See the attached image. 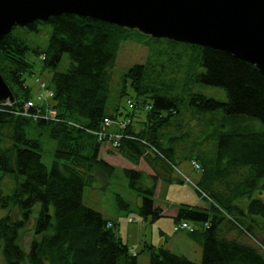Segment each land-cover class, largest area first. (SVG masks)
Masks as SVG:
<instances>
[{"label": "trees", "instance_id": "trees-1", "mask_svg": "<svg viewBox=\"0 0 264 264\" xmlns=\"http://www.w3.org/2000/svg\"><path fill=\"white\" fill-rule=\"evenodd\" d=\"M42 27L49 29L45 45L30 42L28 37ZM128 39L150 47L162 45L160 54L184 59L187 73L168 80L151 65H133L118 88V97L133 98L132 111L122 114L108 102L105 71L112 66L119 43ZM29 55L40 58V69L51 73L50 85L41 81L40 103L33 101L24 83L23 76L32 75ZM64 55L68 64L61 71ZM0 74L14 96L11 105L0 103V209L7 210L0 217L4 264H137V253L116 234L117 224L82 201L84 187L95 181L92 170L106 177L113 173L114 167L98 157L103 141L112 138L99 139L98 133L103 127L113 129L104 125L105 119L111 122L121 115L126 125L112 130L120 135L113 140L114 149L131 163L143 159L151 168L150 175L132 169L122 172L129 186L142 193L140 214L152 219L162 214L153 200L157 181H172L177 154L189 135L186 119L216 126L210 134L211 153L194 147L182 155L197 165L193 170L200 176L193 190L207 206L181 203L173 216L176 224H197L188 235L200 248V260L145 243L148 264H264V201L254 196L264 191V75L253 65L222 50L61 14L14 27L3 36ZM200 86L221 88L226 100L194 89ZM27 102L33 120L22 112ZM138 108L145 112L144 127L135 132L132 116ZM42 134L54 142L50 168L41 160ZM3 177L13 183L9 194L2 191ZM147 177L153 181L143 186ZM116 200L120 207L127 206L120 195ZM37 205L34 236L25 251L18 238Z\"/></svg>", "mask_w": 264, "mask_h": 264}, {"label": "rangeland", "instance_id": "rangeland-1", "mask_svg": "<svg viewBox=\"0 0 264 264\" xmlns=\"http://www.w3.org/2000/svg\"><path fill=\"white\" fill-rule=\"evenodd\" d=\"M48 30L49 29L42 27L40 33L28 37L29 41L41 46L45 45ZM161 48L162 45L150 47L144 43L138 44L132 39L124 40L119 43L112 66L105 71V77L108 79V88L110 89L109 99L111 96L113 97L111 100L108 99V102L110 101L111 103L112 101V105H115L114 108L120 109L122 114L132 111L131 105H133V98L128 95L122 98L118 97V88H121L122 79L133 65H151L154 70H162L159 73L166 76L168 80H173L174 78H178V76L183 77L184 74L187 73L184 59L177 60V58H168V55L160 54L159 50H161ZM29 60L33 61V67L31 68L32 75L25 74L23 76L24 83L31 89L33 101L40 103L41 100H37V96L42 88L41 81L50 85L51 73L48 70L42 71L40 69V58L29 55ZM67 61V56L64 55L58 69L61 71L65 70L68 64ZM194 89L206 96L214 97L217 100H226L225 93L221 88L200 86ZM128 99L130 100L128 101ZM25 106L22 107L23 114L33 120V115L27 113L28 108ZM144 114V109L140 108H138V110L135 109L133 112L132 126L135 132L143 130L144 125L142 124L144 121ZM122 116L123 115L119 116L117 120H113L114 122L111 121L108 127H113L112 130L114 133L116 128H124L126 125L125 122H122L124 120ZM204 117L208 118L209 114ZM192 118L197 117L195 116ZM186 120L189 124V135L181 144L182 151L179 155L177 154V157H179L177 158L178 165L172 170V181L161 183L158 180L156 184L153 200L154 204L163 211L160 217L152 219V216L148 215L144 218L140 214L139 207L142 202V193L138 189H133L129 186L128 179L122 172L123 169H132L141 170L145 174L150 175L152 174L151 168L143 159H140L135 165L124 158L114 149L115 145L113 144V139L110 141L107 139L103 141L98 155V157L114 167L113 173L106 177L103 173L92 170L90 175H94L95 181L92 184H87L83 189V204L99 212L105 219L117 224L115 229L116 234L129 246L131 252L137 253V264H148V254L144 250L145 243H150L154 246H163L171 252L184 255L194 262L200 260L201 252L200 249L198 251L197 244L192 243V241H190V244L188 243L190 239L188 233L193 229L192 226H196L197 224L187 221V223L191 225L189 226L191 230L183 227L175 230L174 227L176 223L173 221L171 214L181 203L193 206L200 203V207L203 208L207 206V202L197 197L195 191L192 189V187L194 188L193 181L198 179L200 172L194 171V166L191 165L188 159H183L182 155H187L194 147H200L204 152L211 153L214 141L210 134L216 126L214 124L205 126L201 122H197L193 119L187 118ZM32 125L34 124L32 123ZM255 127H260V124L257 123ZM112 130L102 128L100 133H98L99 139L105 138L108 135L109 139L112 138ZM34 131L35 130L31 133V136H35L36 131ZM39 140L42 147L41 160L47 168H50L54 159V142L49 139L46 134H42ZM194 142H199L200 144L195 145ZM90 175L87 174L89 177ZM179 178L183 181L182 187L178 183ZM152 181L151 178L147 177L141 184L143 186H150ZM12 187L13 183L11 179L9 177H3V193L9 194ZM184 188L186 189L183 191ZM117 195L121 196L122 200L127 203V206L120 207L118 205V201L116 200ZM254 196L264 201V191L255 193ZM37 209L38 205L34 207L31 219L26 226L27 229L25 228L18 238L19 245L24 248L25 251H28L29 242L34 236L33 224L37 215ZM6 213V209H0V217ZM128 219H131V221L128 222ZM30 223H32V226ZM223 227L226 228V225ZM36 238H39V236ZM247 241L250 242V240ZM0 264H4L1 249Z\"/></svg>", "mask_w": 264, "mask_h": 264}, {"label": "water", "instance_id": "water-1", "mask_svg": "<svg viewBox=\"0 0 264 264\" xmlns=\"http://www.w3.org/2000/svg\"><path fill=\"white\" fill-rule=\"evenodd\" d=\"M61 14L222 50L264 75V0H0V40L14 27ZM13 100L0 74V101Z\"/></svg>", "mask_w": 264, "mask_h": 264}, {"label": "built area", "instance_id": "built-area-1", "mask_svg": "<svg viewBox=\"0 0 264 264\" xmlns=\"http://www.w3.org/2000/svg\"><path fill=\"white\" fill-rule=\"evenodd\" d=\"M28 105H30V103H27L25 107L28 108L29 107ZM103 123H104L105 126H109L111 122H110V120L105 119ZM112 138H113V140L116 141L117 138H120V135L119 134H117V135L115 134V135H113ZM115 141L113 142V144L116 146L117 145V142H115ZM194 167L197 168V165L194 164ZM182 227L183 228H189V230H191L190 227L187 224H185V223L178 224L177 226L174 227V229L176 230V229L182 228Z\"/></svg>", "mask_w": 264, "mask_h": 264}, {"label": "crops", "instance_id": "crops-1", "mask_svg": "<svg viewBox=\"0 0 264 264\" xmlns=\"http://www.w3.org/2000/svg\"><path fill=\"white\" fill-rule=\"evenodd\" d=\"M184 176H185V175H184ZM186 177H187V176H186ZM189 179H190V178H189ZM179 180H180V178H179ZM190 180H191V179H190ZM180 181H181V180H180ZM193 182H195V181H193ZM179 184H180V183H179ZM180 185H181V187L183 186V184H180ZM184 185H185V184H184ZM185 189H186V188H184L183 191H184ZM192 189H193V187H192ZM199 204H200V203H199ZM199 204H198V205H195V206H200ZM162 213H163V211H162ZM175 213H176V210L173 211V213L171 214V217H173V216L175 215ZM190 241H192V240L189 239V242H188L189 244H190ZM192 243H193V242H192ZM197 247H198V251H199L200 248H199L198 245H197Z\"/></svg>", "mask_w": 264, "mask_h": 264}]
</instances>
